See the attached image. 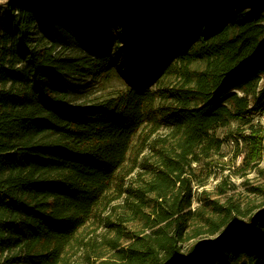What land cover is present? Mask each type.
Wrapping results in <instances>:
<instances>
[{"label": "trees", "instance_id": "obj_1", "mask_svg": "<svg viewBox=\"0 0 264 264\" xmlns=\"http://www.w3.org/2000/svg\"><path fill=\"white\" fill-rule=\"evenodd\" d=\"M0 264H16L7 1L0 5Z\"/></svg>", "mask_w": 264, "mask_h": 264}, {"label": "rangeland", "instance_id": "obj_2", "mask_svg": "<svg viewBox=\"0 0 264 264\" xmlns=\"http://www.w3.org/2000/svg\"><path fill=\"white\" fill-rule=\"evenodd\" d=\"M7 0H0V5H2L3 3H5Z\"/></svg>", "mask_w": 264, "mask_h": 264}]
</instances>
